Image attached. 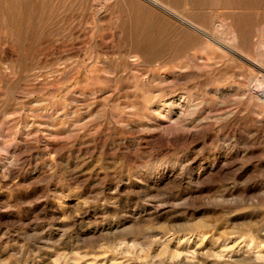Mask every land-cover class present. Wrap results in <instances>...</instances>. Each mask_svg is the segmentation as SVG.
Here are the masks:
<instances>
[{"label":"rangeland","instance_id":"rangeland-1","mask_svg":"<svg viewBox=\"0 0 264 264\" xmlns=\"http://www.w3.org/2000/svg\"><path fill=\"white\" fill-rule=\"evenodd\" d=\"M0 264H264V0H0Z\"/></svg>","mask_w":264,"mask_h":264}]
</instances>
